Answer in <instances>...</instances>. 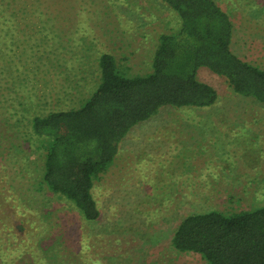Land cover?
Segmentation results:
<instances>
[{"label":"rangeland","instance_id":"1","mask_svg":"<svg viewBox=\"0 0 264 264\" xmlns=\"http://www.w3.org/2000/svg\"><path fill=\"white\" fill-rule=\"evenodd\" d=\"M40 1L42 18L18 14L0 59V72L23 70L18 82L0 73V264H206L173 250L172 235L190 214L264 205V105L201 68L215 105L162 108L132 128L94 182L99 220L85 221L42 184L46 145L30 121L89 98L103 53L128 76L151 73L160 36L180 21L158 0ZM214 1L232 21L233 53L264 70V0Z\"/></svg>","mask_w":264,"mask_h":264},{"label":"trees","instance_id":"2","mask_svg":"<svg viewBox=\"0 0 264 264\" xmlns=\"http://www.w3.org/2000/svg\"><path fill=\"white\" fill-rule=\"evenodd\" d=\"M158 1L177 15L180 29L160 36L151 73L128 76L114 56L103 53L99 83L89 98L76 108L35 115L30 121L32 133L46 145L42 184L69 201L88 222L100 218L94 182L106 172L132 128L162 108L215 105L216 90L197 78L201 68L225 79L236 95L264 105V70L233 53L232 21L214 0ZM41 6L40 0H26L23 8L15 0H0L1 60L6 59L2 49L17 39L10 35L14 19L26 11L41 19ZM5 68L1 72L14 70L18 82L21 67ZM171 246L178 253L199 255L206 264H264V205L232 214L187 215L176 227Z\"/></svg>","mask_w":264,"mask_h":264}]
</instances>
